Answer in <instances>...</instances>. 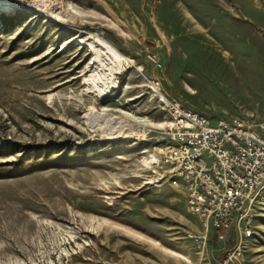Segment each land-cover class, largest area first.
<instances>
[{
	"label": "rangeland",
	"instance_id": "obj_1",
	"mask_svg": "<svg viewBox=\"0 0 264 264\" xmlns=\"http://www.w3.org/2000/svg\"><path fill=\"white\" fill-rule=\"evenodd\" d=\"M0 1V264H219L234 232L160 178L157 96L264 135V0ZM95 38L131 61L103 96Z\"/></svg>",
	"mask_w": 264,
	"mask_h": 264
},
{
	"label": "built area",
	"instance_id": "obj_2",
	"mask_svg": "<svg viewBox=\"0 0 264 264\" xmlns=\"http://www.w3.org/2000/svg\"><path fill=\"white\" fill-rule=\"evenodd\" d=\"M159 95L168 123L160 178L184 194L187 211L218 242L234 232L219 264H264L255 224L264 209V135L243 119L221 116L213 123L206 113Z\"/></svg>",
	"mask_w": 264,
	"mask_h": 264
},
{
	"label": "bare ground",
	"instance_id": "obj_3",
	"mask_svg": "<svg viewBox=\"0 0 264 264\" xmlns=\"http://www.w3.org/2000/svg\"><path fill=\"white\" fill-rule=\"evenodd\" d=\"M13 8H14V5L12 3L0 1L1 10L10 11ZM72 14L75 16L81 17V14L77 12L72 13ZM81 42H84V41H81ZM85 44H88L90 48V51L93 56L91 62L94 65L93 69H90L91 74L87 78L84 79L85 83L88 84L91 90L96 92L97 96H103L104 94L108 92L109 89H114L116 87L115 81H113L112 79L114 78L115 75L118 74L119 71H121L122 64L124 65L129 64L131 63V61L126 57H121L112 46L96 38L90 43L86 42ZM153 91L157 93L156 91H158V89L154 86ZM159 96L160 95H158L157 97ZM102 111H105V108H103ZM120 113L122 115H128L127 113L123 111H120ZM102 116L105 117L103 113H98L92 107L90 108V111L86 114L85 117H87L88 119H92V118L94 119V118H102ZM101 227H102V231H109L111 229L109 225L103 226V224H98L96 227H93L91 230H89V232H92V234L98 233V229H100Z\"/></svg>",
	"mask_w": 264,
	"mask_h": 264
},
{
	"label": "crops",
	"instance_id": "obj_4",
	"mask_svg": "<svg viewBox=\"0 0 264 264\" xmlns=\"http://www.w3.org/2000/svg\"><path fill=\"white\" fill-rule=\"evenodd\" d=\"M260 132V130H258ZM262 196H264V193L262 194Z\"/></svg>",
	"mask_w": 264,
	"mask_h": 264
}]
</instances>
